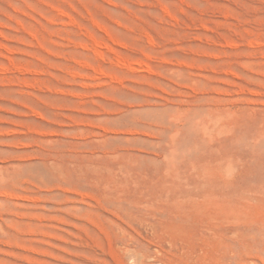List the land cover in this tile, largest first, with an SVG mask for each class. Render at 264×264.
Masks as SVG:
<instances>
[{
  "label": "rangeland",
  "instance_id": "obj_1",
  "mask_svg": "<svg viewBox=\"0 0 264 264\" xmlns=\"http://www.w3.org/2000/svg\"><path fill=\"white\" fill-rule=\"evenodd\" d=\"M0 264H264V0H0Z\"/></svg>",
  "mask_w": 264,
  "mask_h": 264
}]
</instances>
